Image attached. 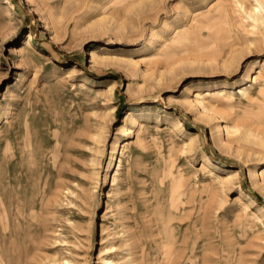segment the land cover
I'll return each mask as SVG.
<instances>
[{
    "label": "rangeland",
    "instance_id": "1",
    "mask_svg": "<svg viewBox=\"0 0 264 264\" xmlns=\"http://www.w3.org/2000/svg\"><path fill=\"white\" fill-rule=\"evenodd\" d=\"M263 168L264 0H0V264H264Z\"/></svg>",
    "mask_w": 264,
    "mask_h": 264
},
{
    "label": "bare ground",
    "instance_id": "2",
    "mask_svg": "<svg viewBox=\"0 0 264 264\" xmlns=\"http://www.w3.org/2000/svg\"><path fill=\"white\" fill-rule=\"evenodd\" d=\"M256 1L258 2V0H256ZM89 56H90V59L91 60H94V61L107 60L105 57H102L100 55V52L99 51H97L95 49H93V50L90 51ZM200 105H202V104L200 103ZM255 176L258 178L257 179L258 180L257 181V184L258 185H261V186H264V168L263 169H260V171H257ZM115 250L116 249H114V246L111 243L108 242V244H106L103 247V249L101 250V255H107L105 258H102V259L105 260L106 262H109V264H111L113 262V260L111 259V257L113 256L112 254L115 252ZM109 256H111V257H109ZM66 264H70L69 261H67Z\"/></svg>",
    "mask_w": 264,
    "mask_h": 264
}]
</instances>
